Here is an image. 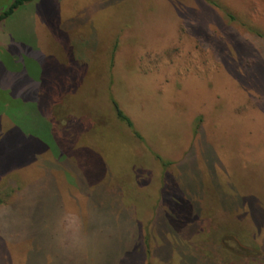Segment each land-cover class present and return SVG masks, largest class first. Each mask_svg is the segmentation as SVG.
<instances>
[{"label":"rangeland","instance_id":"rangeland-1","mask_svg":"<svg viewBox=\"0 0 264 264\" xmlns=\"http://www.w3.org/2000/svg\"><path fill=\"white\" fill-rule=\"evenodd\" d=\"M28 4L0 28V264H264V0Z\"/></svg>","mask_w":264,"mask_h":264},{"label":"crops","instance_id":"crops-1","mask_svg":"<svg viewBox=\"0 0 264 264\" xmlns=\"http://www.w3.org/2000/svg\"><path fill=\"white\" fill-rule=\"evenodd\" d=\"M33 1L34 0H31L29 2L24 3L23 5L19 6L10 16H8V19H6L8 24H0V28H6L7 27V29L9 28L11 31L17 32V31H20L22 28L30 27L31 23L29 22V20L32 19V21L34 22V20H33L34 19L33 18L34 11H33L31 6H28L29 8H26L27 5H25V4L29 3L28 5H32L31 3H33ZM26 15L28 16V19H27L28 21H26V23L24 24V20H25ZM15 16H19L20 19L17 17L14 20H11V17L13 19V17H15ZM22 16H24V18H22ZM9 21H12V22L9 24ZM3 22L4 21H2L0 23H3ZM4 46H5V43L0 40V47H4ZM10 52H11V54H10L9 59H8V64H13V63L15 64L17 62L15 60H20V59L16 56V52L15 53L12 51H10ZM9 66H11V65H9ZM0 67H1V69H3V66L1 65V63H0Z\"/></svg>","mask_w":264,"mask_h":264},{"label":"clouds","instance_id":"clouds-1","mask_svg":"<svg viewBox=\"0 0 264 264\" xmlns=\"http://www.w3.org/2000/svg\"><path fill=\"white\" fill-rule=\"evenodd\" d=\"M59 232L75 243L82 242L80 236V220L77 213L72 209L61 211L56 220Z\"/></svg>","mask_w":264,"mask_h":264},{"label":"trees","instance_id":"trees-1","mask_svg":"<svg viewBox=\"0 0 264 264\" xmlns=\"http://www.w3.org/2000/svg\"><path fill=\"white\" fill-rule=\"evenodd\" d=\"M31 0H12V2L9 4V6L4 9L2 12H0V20L10 16L19 6L23 5L26 2H29ZM113 108H114V112L117 116V118H119L120 120H122L123 122H125V124L132 128V123L129 120V118L127 116H125L123 114V112L118 108L116 102L113 101ZM137 135V134H136Z\"/></svg>","mask_w":264,"mask_h":264}]
</instances>
